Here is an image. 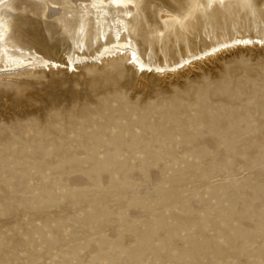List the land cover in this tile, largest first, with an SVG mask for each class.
Segmentation results:
<instances>
[{"label":"rangeland","instance_id":"374dc122","mask_svg":"<svg viewBox=\"0 0 264 264\" xmlns=\"http://www.w3.org/2000/svg\"><path fill=\"white\" fill-rule=\"evenodd\" d=\"M5 1L26 57L103 42L72 0ZM134 2L152 63L264 37V0ZM0 264H264V43L164 74L120 56L0 76Z\"/></svg>","mask_w":264,"mask_h":264},{"label":"bare ground","instance_id":"6f19581e","mask_svg":"<svg viewBox=\"0 0 264 264\" xmlns=\"http://www.w3.org/2000/svg\"><path fill=\"white\" fill-rule=\"evenodd\" d=\"M0 2V10L9 7L7 1L2 0ZM72 2L80 11L82 20L80 28L82 31L90 24H93L97 34L102 36L103 42L101 45L91 54H65V60L62 62L44 57L36 53V51H32L26 57L20 48L9 42L7 36L9 25L2 14H0V76L10 75L19 71L30 72L41 69L49 71L58 67L64 68L67 72L71 70L72 73L77 71V67L80 65L102 63L106 59L120 56H124L126 64L137 72L164 74L191 66L197 61L215 56L220 51L230 47L247 46L254 42L264 43V37L236 36L213 43L200 51L181 57L176 62L152 63L141 56L139 48L128 35L127 19L133 16L131 6L135 3L134 0H72ZM48 8L52 11L56 7ZM159 17L161 21H164L173 17V15L169 12H162ZM108 38H110V41L107 40Z\"/></svg>","mask_w":264,"mask_h":264}]
</instances>
